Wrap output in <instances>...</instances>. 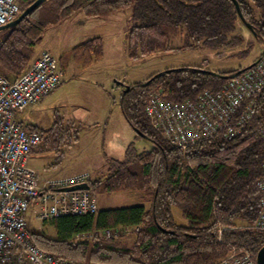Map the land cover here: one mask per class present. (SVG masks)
<instances>
[{"label":"trees","instance_id":"trees-1","mask_svg":"<svg viewBox=\"0 0 264 264\" xmlns=\"http://www.w3.org/2000/svg\"><path fill=\"white\" fill-rule=\"evenodd\" d=\"M32 1L16 0L19 12ZM46 1L57 10V18L79 9L87 17H103L129 8L132 21L124 40L132 59L200 43L227 49L244 41L235 31L237 21H242L232 0ZM43 2L19 22L0 29V73L5 77L16 78L32 60L34 46L46 27L37 14ZM237 2L244 19L252 25L253 42L264 43V0ZM169 29L172 35L182 36L181 45L170 44ZM253 42H248V47ZM101 51L98 36L73 49L82 65L99 57ZM261 56L264 49L256 58ZM240 68L209 71L200 65L179 67L130 82L127 90L122 88L119 106L123 117L145 134L152 146L138 151L128 143L121 159L110 158L103 180L93 184L90 179L89 184L94 191L101 185L107 192L141 191L149 204L54 217L49 222L55 236L29 231L34 244L56 257L93 264H214L232 249L255 257L264 244V230L254 226L263 195L255 181L264 175V142L256 134L264 123V87L238 134L227 137L218 132L184 150L154 129L143 109V100L151 90H160L165 99L178 102L204 88H220ZM133 163L141 165L138 171L131 169ZM173 206L180 210L183 222L175 220ZM107 228H127L128 232L118 238L72 239L75 233Z\"/></svg>","mask_w":264,"mask_h":264},{"label":"built area","instance_id":"built-area-1","mask_svg":"<svg viewBox=\"0 0 264 264\" xmlns=\"http://www.w3.org/2000/svg\"><path fill=\"white\" fill-rule=\"evenodd\" d=\"M18 13L16 0H0V25ZM260 48L264 49V43ZM62 80L63 71L47 50H42L13 80L0 73V264H93L42 251L32 241L24 219L31 203L35 217L42 221L61 215L95 214L99 210L93 189H66L89 183V173L41 178L27 163L31 149L41 142V133L19 120L16 112L39 101ZM263 87L261 56L250 67L229 76L220 88H204L192 98L176 102L165 99L160 90H151L143 100V109L152 127L170 144L184 150L218 132L227 137L238 134ZM256 134L264 142V123ZM255 184L263 195L254 226L264 230V175ZM126 232L127 228H107L75 233L72 239L118 238ZM214 264H255V259L245 250L232 249Z\"/></svg>","mask_w":264,"mask_h":264},{"label":"rangeland","instance_id":"rangeland-1","mask_svg":"<svg viewBox=\"0 0 264 264\" xmlns=\"http://www.w3.org/2000/svg\"><path fill=\"white\" fill-rule=\"evenodd\" d=\"M130 11L127 8L103 17H87L80 13L85 17L82 21L77 20L79 16L75 13L53 23L51 20L58 12L50 2H43L38 8L37 14L46 22V27L42 39L34 46L33 56L45 43L52 41L56 58L60 50L69 51L60 57L66 74L81 70L75 75L77 81L74 82L82 81V86L76 87L69 82L64 87L71 81L70 77L65 78L63 84L17 114L24 123L44 129L41 150L34 154L38 155V166L34 168L41 178H60L83 169L91 175L94 184L98 179L103 180L110 158L123 157L128 143L132 142L138 151L152 146L150 140L136 137L133 127L123 117L119 93L124 87L117 85L116 80L129 84L144 81L165 69L192 65H200L209 71H228L254 62L261 52V43L253 42L251 31L237 21L235 31L244 39L238 47L217 49L200 43L192 48L156 51L132 59L127 54L124 40L132 21ZM80 33L100 36L103 42V54L85 68L75 64L72 51L67 49ZM168 35L171 45L182 44L181 35H172L170 29ZM248 42L253 45L248 47ZM130 166L134 171L141 167L139 163ZM95 190L99 209L149 204L141 191L107 192L102 185ZM172 213L176 221L183 222L177 207H172ZM24 219L28 231H43L47 236H55V228L50 222L35 217L32 203L24 212Z\"/></svg>","mask_w":264,"mask_h":264},{"label":"crops","instance_id":"crops-1","mask_svg":"<svg viewBox=\"0 0 264 264\" xmlns=\"http://www.w3.org/2000/svg\"><path fill=\"white\" fill-rule=\"evenodd\" d=\"M43 2V1H42ZM50 6L51 7H53V5L50 3ZM54 8V7H53ZM76 13V15L75 16H79V19H77L78 21H82V18H85V17H83V15L81 16V14L80 13H82V14H84L83 13V11L82 10H76L75 12H73L72 14H70L69 16H71V15H73V14H75ZM69 16H67V17H69ZM64 18H66V17H64ZM64 18H57V15H55V17L51 20L53 23L56 21V22H61L62 21V19H64ZM45 30V29H44ZM44 33V32H43ZM43 35V34H42ZM95 36H97V35H89L88 33L84 36V34H82V33H80V35L79 36H76V37H74L73 38V41H74V43H73V45L71 46V47H69V48H67V49H69L70 51H72V59L75 61V64L76 65H78V66H80V67H82V68H85V67H88L91 63H92V61L95 59L94 57H92L91 58V60H90V62L88 63V64H86V65H82V64H80L78 61H79V59H77L76 58V56H75V54L73 53V49H74V47L75 46H77L78 44H80V43H82V42H84V41H86L87 39H90V38H92V37H95ZM98 37H100V36H98ZM42 39V38H41ZM100 39H101V37H100ZM101 43H102V50H103V42H102V39H101ZM53 43H52V41H50V42H48V43H45V45L43 46V47H41V49H39V50H37L36 51V54H35V56H33L32 57V60L42 51V50H47V51H49L52 55H54L53 54V52H54V50H53ZM33 52H34V49H33ZM64 52H66V53H69V51L68 50H64L63 51V49L62 50H60L58 53V58H59V60H57V63H58V66L62 69V71H63V80H62V82H64V80H65V78H67V77H70L71 78V81H68V83H66V84H64V87H66L68 84H70L69 82H73L74 84H75V86L76 87H78V85L80 84V86H82V81H79V82H74V80H76L75 78H76V76L75 75H79V73H80V71H74V72H72V74H66V71H65V69L63 68V65H61V63H60V60H61V54H63ZM103 54V51H101V54L100 55H102ZM55 56V55H54ZM56 57V56H55ZM58 58H56V59H58ZM31 60V61H32ZM30 61V62H31ZM73 61V62H74ZM250 64V63H249ZM246 65H248V64H246ZM246 65H244V66H246ZM243 66V67H244ZM78 73V74H77ZM8 79H10V80H13L14 78L11 76V77H7ZM77 81V80H76ZM60 83V84H63V83ZM24 110V109H23ZM22 110V111H23ZM21 112V111H20ZM19 112H16V117L19 119V120H21L19 117H18V114ZM22 121V120H21ZM23 122V121H22ZM26 125H29V126H31V127H35L36 129H38L39 131H40V133L42 132V130H44L43 128H40L39 126H37V125H35V124H31V123H25ZM42 141H43V135H42V133H41V142L39 143V145H37V146H35L34 148H32L31 149V151H30V153H29V157H28V161H27V163H28V166L29 167H31V168H33L34 170H35V168L34 167H37L38 166V161H37V159H38V155H34V154H36L37 153V151H39V150H41V143H42ZM34 155V156H33ZM36 171V170H35ZM87 172L88 173V171L87 170H83V169H80V170H76V171H71L70 172V174L69 175H67V176H70V175H72V174H76V173H80V172ZM37 173H38V171H36ZM90 175V174H89ZM67 176H64V177H67ZM92 177H91V175H90V179H91ZM44 221V220H43ZM48 222H49V220H47ZM51 226H53L52 224H51Z\"/></svg>","mask_w":264,"mask_h":264},{"label":"water","instance_id":"water-1","mask_svg":"<svg viewBox=\"0 0 264 264\" xmlns=\"http://www.w3.org/2000/svg\"><path fill=\"white\" fill-rule=\"evenodd\" d=\"M42 1H44V0H33L26 8H24L21 12H19V14L16 15L12 20L8 21L7 23H5L3 25H0V29H3L5 27H8V26L14 24V23L19 22L31 10H33L36 7H38L42 3ZM232 1H233L234 5H235V9H236L237 14H238L239 18L241 19L242 23H244V25L250 31H253L252 25L244 19L237 0H232ZM255 62H256V60L254 62H252V63L240 68L234 74H236V73H238V72L250 67ZM168 70H170V69H165V70H163L161 72L155 73V75L159 74V73H162L164 71H168ZM230 76H232V75H230ZM116 84L123 86L124 90H127L129 88V85L125 84L123 80H116ZM133 129H134L135 133H138L139 135H142V137H144V138L146 137L145 134H143L138 128L134 127ZM87 188H90V184L88 182L79 183V184H75V185H71L69 187H66V189H87ZM254 259H255V264H264V244L257 250Z\"/></svg>","mask_w":264,"mask_h":264}]
</instances>
